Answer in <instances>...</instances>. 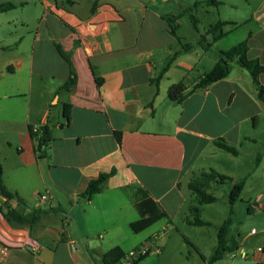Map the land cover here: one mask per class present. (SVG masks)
<instances>
[{"label": "crops", "instance_id": "1", "mask_svg": "<svg viewBox=\"0 0 264 264\" xmlns=\"http://www.w3.org/2000/svg\"><path fill=\"white\" fill-rule=\"evenodd\" d=\"M208 1L0 0L14 4L0 13V165L3 183L15 195L9 201L0 196V207L47 210L33 229L13 225L0 212V240L9 244L0 264H104V255L114 248L128 253L149 243L161 254L153 264H166L161 258L173 239L168 226L183 213L195 171L206 170L224 151L215 140L223 138L238 149L237 155L224 151L230 161L248 146L251 164L264 159L255 147L264 106L253 77L237 59L226 78L195 89L182 103L169 98L170 87L181 81L192 90L225 50L213 49L241 26L230 20L236 25L214 43L206 35L209 28L197 30L191 35L194 43L184 49L186 37L178 34L183 16L194 8L199 22L197 10ZM175 16L177 35L167 20ZM248 21L256 29L248 32L247 56L264 65V0ZM57 45L70 55L76 75L71 90L63 89L71 66ZM258 79L264 87V72ZM41 126L52 133L43 158L30 132ZM112 170L102 192L84 195L91 180ZM45 192L52 195L47 207L39 203ZM253 202L249 212L264 209V203ZM193 205L192 195L189 213ZM140 206L165 212L162 219L169 221L134 232L131 224L140 218ZM188 216L183 222L190 225ZM230 237L238 242L236 251L248 254L240 259L264 264V236L241 237L231 227ZM189 243L203 264H220L210 262L218 232L209 251L185 236L181 248Z\"/></svg>", "mask_w": 264, "mask_h": 264}, {"label": "rangeland", "instance_id": "2", "mask_svg": "<svg viewBox=\"0 0 264 264\" xmlns=\"http://www.w3.org/2000/svg\"><path fill=\"white\" fill-rule=\"evenodd\" d=\"M188 1V2H187ZM193 0H182L183 3H190ZM225 1L226 4H209V6H201L198 8L199 22H196V30H192L191 17L183 16V28L178 32L179 35L185 36L186 43H194V39L191 35H198L196 33L199 30L201 33L208 29L211 25L215 24L217 21H238L240 22V27L234 32L230 33L226 37L221 45L217 49H213L212 52H219V49L228 50L239 42L247 38L248 32L252 29H256L254 22L248 21L254 16L256 10L262 0H219ZM185 10L183 13L187 12ZM182 13V12H181ZM197 15L194 12V15ZM230 28L226 26L225 31ZM212 39L211 35L206 34ZM200 39V38H199ZM202 43V40H201ZM193 76L189 80H192ZM264 122H259L257 126V152H264ZM251 146V145H250ZM249 146L242 150V154L238 159L229 160L228 153L220 151L218 156L212 159L209 163V167H217L221 174L227 175L229 177H234L236 181L241 183L245 181V189L242 193L241 199L237 202L234 207L233 217V233H240L241 237H244L247 233L256 234L257 240L264 236V209L257 207V212H249L248 209L250 205H253V201L258 203H264V159L260 158L255 160L252 164L249 160ZM206 171L209 172L210 168ZM201 171V172H202ZM195 175H199L195 171ZM193 176V177H194ZM233 180V181H235ZM234 182L228 180L224 183L214 186L213 189L209 190L217 197L215 203L205 205L202 219L210 221L211 225L208 227H197L187 225L183 222L186 215H190L188 208L191 204L192 195L188 191V201L185 204L183 213L177 216L172 223L169 224L168 229L173 231V239L167 248V254L161 258V262L166 264H173L175 262L179 264H203L201 256H199L194 250L193 246L189 243L186 244L185 248L182 247L184 242V236L191 239V241L199 243L206 251H209L210 244L213 238L217 235L218 226L228 218L230 214V203L229 196ZM194 198V197H193ZM263 200V201H262ZM168 219H162V225L168 222ZM176 225L177 230L173 228ZM256 229L253 231V229ZM250 231V232H249ZM253 238H249L251 241ZM148 245V244H147ZM182 251V255L180 252ZM161 254H151L140 264H153L158 262L157 258H160ZM228 264H247L245 260L231 258V254L226 257ZM235 260V261H234ZM225 260H221L219 263L224 264Z\"/></svg>", "mask_w": 264, "mask_h": 264}, {"label": "trees", "instance_id": "3", "mask_svg": "<svg viewBox=\"0 0 264 264\" xmlns=\"http://www.w3.org/2000/svg\"><path fill=\"white\" fill-rule=\"evenodd\" d=\"M208 4L219 5L221 2L218 0H209ZM96 5V4H95ZM14 8L12 3H0V13L7 12ZM95 7H93V11ZM194 10V8H193ZM190 10V17L193 22V25L197 27L196 22L197 18L194 15V11ZM177 17H169V21L173 34L177 35V26L175 25ZM229 25H236L234 22L222 21L219 20L215 24L211 25L207 30V34L212 36L211 42L214 43L222 39L226 35L224 28ZM184 49L191 47L190 43H183ZM57 49L62 57L70 64L71 66V76L69 80L64 84L63 89L71 90L76 84V75L72 70V63L69 53L65 52L60 45H57ZM249 50L248 40L245 39L238 44L234 45L228 50L221 51L220 58L215 67L206 72L202 77H200L192 90H188V87L184 81L173 84L169 89V98L177 103H182L195 89L207 88L213 83L220 81L226 78L229 74V64L234 59H237L240 66L246 69L251 76L253 77L254 83L258 88V98L263 103L264 106V87L259 82V75L264 72V65H262L258 59H249L247 56ZM175 54L167 66L162 71L160 77L169 69L171 63L176 58ZM100 83V80H99ZM68 107V106H67ZM65 117L70 119V110L65 109ZM34 127H30L31 135L34 139L39 140L38 155L40 158L46 157L48 149L52 142V133L51 129L48 126H41L38 132L33 131ZM121 140L120 135L118 136ZM215 145L233 155L238 154V149L228 143L225 139L219 138L215 140ZM115 170H112L110 173H102L96 179H93L89 182L86 191L84 192L85 196H93L102 192L105 182L114 174ZM231 180L227 175L221 174L215 170H210L209 172L203 171L199 175H195L189 183V189L194 197L195 205L191 207L190 215L187 217V222L190 225L194 226H208L209 223L202 219L203 205L212 204L217 201V197L210 193L209 190L213 189L214 186L220 185L225 181ZM244 189V182L236 183L233 185L230 196V214L228 218L219 226L218 228V245L215 251L213 252L210 262L214 263L216 261L222 260L226 254L232 253L238 249V242L236 239L230 237V231L233 224L232 214L234 205L241 199V195ZM0 196L5 197L7 201L14 198L12 194L3 183V171L0 165ZM7 205V204H6ZM145 209V210H144ZM45 208H35L31 212L25 213L20 209H15L7 207L5 212L2 207H0V212L3 213L4 217L13 225H23L29 226L30 229H33L42 219L43 215L46 213ZM148 211V212H147ZM140 218L131 224V228L134 232H141L157 221L166 217L167 214L162 212L159 209H154L153 207L144 208L140 206ZM124 253L120 248H114L107 252L103 257L104 264H117L121 259L125 257ZM149 256V255H148ZM148 256H145L140 261L135 264L140 263Z\"/></svg>", "mask_w": 264, "mask_h": 264}, {"label": "built area", "instance_id": "4", "mask_svg": "<svg viewBox=\"0 0 264 264\" xmlns=\"http://www.w3.org/2000/svg\"><path fill=\"white\" fill-rule=\"evenodd\" d=\"M40 127H34L33 131L38 132ZM52 200V195L48 192L42 193L39 195V203L45 207L50 204ZM23 244H21L22 246ZM29 245L34 247L32 242H29ZM9 244L6 241L0 240V260L5 258L8 254ZM159 248H154L152 243L148 245L141 246L139 248L133 249L126 253L125 257L118 262V264H135L140 261L145 256L151 255L153 253H158ZM232 258L235 259L237 257H241L242 259H246L248 254L244 251H236L231 254Z\"/></svg>", "mask_w": 264, "mask_h": 264}]
</instances>
